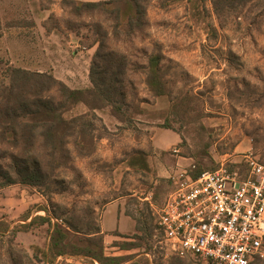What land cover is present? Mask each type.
<instances>
[{
    "label": "rangeland",
    "instance_id": "obj_1",
    "mask_svg": "<svg viewBox=\"0 0 264 264\" xmlns=\"http://www.w3.org/2000/svg\"><path fill=\"white\" fill-rule=\"evenodd\" d=\"M76 1H106L119 11L75 14L64 0H0V105L11 68L51 73L70 88L91 87L99 40L126 59L117 83L125 102H117L118 109L90 97V105L69 107L67 117L90 124L79 146L67 138L69 158L55 169L44 166L46 185L1 188L0 216L13 225L28 209L31 217L44 215L37 207L44 206L72 242L92 236L100 222L118 228L121 233L96 236L106 255L139 252L141 264H207L166 254L156 245L155 216L146 198L160 206L170 177L192 165L212 170L224 161L244 175L246 154L264 165V0H141L139 26L122 13L123 0ZM152 54L160 56L164 95L155 96L146 84ZM44 97L56 100V93ZM166 129L179 135L178 143ZM137 150L147 155L149 171L126 165ZM38 152L44 155L45 149L39 146ZM18 153L0 139L1 176L14 177L10 156ZM123 212L153 228L149 243L140 239L138 249L118 248L139 234ZM47 239L46 224L18 232L14 240L0 239V264H13L11 257L34 264L31 246L44 247ZM52 264L92 263L60 256ZM252 264H264V258Z\"/></svg>",
    "mask_w": 264,
    "mask_h": 264
},
{
    "label": "trees",
    "instance_id": "obj_2",
    "mask_svg": "<svg viewBox=\"0 0 264 264\" xmlns=\"http://www.w3.org/2000/svg\"><path fill=\"white\" fill-rule=\"evenodd\" d=\"M64 1L71 4V10L75 14L100 8L107 13L119 11L118 7L108 6L110 3L106 1ZM140 2L141 0H123L122 13L127 16L130 24L135 22L134 25L137 26L142 23L141 17L138 15L141 8ZM159 62V55L152 54L148 58L146 84L155 96L164 95L167 92L160 75ZM125 67V57L113 50H107L105 41L99 40L90 66L89 79L92 86L89 88H70L51 73L30 71L19 67L11 68L10 81L4 90L2 105H0V139L18 148L19 153L10 156L14 177L3 172L4 175H0V189L15 183L33 187L46 185L47 175L43 170L44 166L47 165L55 169L63 163V160L68 159L67 138L74 137V145L78 147L80 144L78 138L88 131L85 129H88V125H90L89 122L78 124L79 116L67 117L66 111L78 103L90 105V97L100 98L120 109L116 103L125 102V92L117 86V83L123 77ZM52 90L56 93V100L44 97L45 93ZM165 127L169 128L168 125ZM38 138L40 143H38ZM39 146L45 149L44 155L38 152ZM126 165L135 171L150 170L147 155L141 150L130 154ZM216 168L218 165L212 170ZM202 171H204L203 167L194 165L187 170L193 179ZM171 188L170 182L166 194ZM153 196L156 198V191L153 192ZM37 207L45 214H36L31 217V210L28 209L24 212L23 218L13 225L2 215L0 216V239L10 236L14 240L18 232H27L35 225H47L46 245L44 247L31 246L34 264H52L60 256L81 257L88 259L92 264L95 262L98 264H124L137 257L138 259H134L131 264H141L142 258L139 252L106 255L101 238L96 237L100 233H104L101 232V228L93 231L92 236H87L76 242L69 241L68 231L63 224L54 221L44 206ZM29 218L30 220L27 221ZM133 219L135 231L139 234H133L130 238L134 240L133 242L126 240L117 244L121 250L138 249L140 247L138 240L143 239L149 243L152 236L153 228L151 226H147L145 221L141 222L135 217ZM258 258L261 257H254L249 264L254 263ZM11 261L13 264H24L23 260H16L13 257H11Z\"/></svg>",
    "mask_w": 264,
    "mask_h": 264
},
{
    "label": "built area",
    "instance_id": "obj_3",
    "mask_svg": "<svg viewBox=\"0 0 264 264\" xmlns=\"http://www.w3.org/2000/svg\"><path fill=\"white\" fill-rule=\"evenodd\" d=\"M245 162L244 177L224 161L194 179L182 170L170 177L172 188L160 206L146 198L155 216L156 245L207 264L264 258V165L251 154Z\"/></svg>",
    "mask_w": 264,
    "mask_h": 264
},
{
    "label": "crops",
    "instance_id": "obj_4",
    "mask_svg": "<svg viewBox=\"0 0 264 264\" xmlns=\"http://www.w3.org/2000/svg\"><path fill=\"white\" fill-rule=\"evenodd\" d=\"M166 130H169L170 131V133H171V135H172V137L174 138V142L175 143H178V141L180 140V137H179V135L175 132V131H173V130H171V129H166ZM184 158V157H183ZM185 160H188L187 158H184ZM188 163H190V162H188ZM112 202V201H111ZM111 202H109L108 204H110ZM107 204V205H108ZM123 211V210H122ZM119 212V211H118ZM124 213V212H123ZM125 214V213H124ZM125 215H127V216H130V215H128V214H125ZM131 217V216H130ZM132 218V217H131ZM133 219V218H132ZM133 221H134V219H133ZM100 228H101V232H105V231H117V232H120L121 233V231H119V229L118 228H113V229H106L103 225H102V222H100ZM133 230H135V221H134V229Z\"/></svg>",
    "mask_w": 264,
    "mask_h": 264
}]
</instances>
